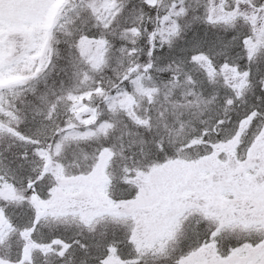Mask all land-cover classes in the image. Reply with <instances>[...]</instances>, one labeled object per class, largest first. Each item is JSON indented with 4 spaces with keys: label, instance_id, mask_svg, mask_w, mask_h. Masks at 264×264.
<instances>
[{
    "label": "snow or ice",
    "instance_id": "1",
    "mask_svg": "<svg viewBox=\"0 0 264 264\" xmlns=\"http://www.w3.org/2000/svg\"><path fill=\"white\" fill-rule=\"evenodd\" d=\"M0 264H264V0H0Z\"/></svg>",
    "mask_w": 264,
    "mask_h": 264
}]
</instances>
